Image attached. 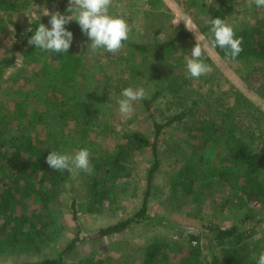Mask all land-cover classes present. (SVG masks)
<instances>
[{
  "label": "rangeland",
  "instance_id": "rangeland-1",
  "mask_svg": "<svg viewBox=\"0 0 264 264\" xmlns=\"http://www.w3.org/2000/svg\"><path fill=\"white\" fill-rule=\"evenodd\" d=\"M162 1V6L151 8L147 0H113L110 15L127 22L129 39L119 53L104 50L88 53L77 81L59 92L46 85L47 74L42 71L44 63H57L58 53L39 49L43 62H23V50L27 44L23 42L24 33L18 35L17 30L21 27L26 31L35 19L50 16L45 15L47 12L55 13L62 6L67 9L69 0H17V11L14 6L7 9L0 3V61L15 57L11 67L1 70L0 105L15 112L17 102H30L27 119L13 121L15 134L52 139V130L72 135L79 129L86 132L87 148L91 147L88 141L94 140L99 144V154L108 155L123 142L125 133L139 131L153 139L156 121L163 123L177 113L187 112L183 120L166 126L158 138L161 163L150 191L148 218L134 221L120 233L99 236L102 228L130 218L140 210L153 161L151 146L130 157L127 162L129 174L109 178L111 199L105 200L99 210L79 211L75 218L73 202L84 201L89 180L103 174L90 160L91 173L81 171L75 177L71 175L54 196L46 199L53 214L48 217L50 225L43 238L37 240V244H28L24 240L5 249L0 245V264L55 257L75 238L79 239L76 246L65 254L68 264H76L86 256L96 259L111 257L112 264H143V249L155 239L176 243L170 262L180 264V258L188 250V228L200 235L203 246L200 263L210 264L215 255H221V247L211 242L210 238L216 233L211 232V225L255 229L254 240L264 245V208L261 204L253 202L239 207V199L233 198L232 190L216 178L209 182L196 180L197 191L190 194L185 193L179 183L173 186L175 180L189 181L190 167L205 168L226 155L222 138L213 136L214 139H207L208 128L214 122L219 137L223 113L237 104V114L232 113L234 122L240 128L253 131L256 138L250 140V144L264 153V63L253 58L248 63L252 68H248L240 59L224 58L208 50L205 56L211 57V62L207 63L210 71L198 79L188 78L185 57H190L191 49L197 43L196 35L202 44L212 48L210 38L197 32L208 22L202 5L211 0ZM229 2L235 10L226 23L233 29L255 25L264 18V8L248 7L247 0ZM181 28L192 32L193 36L179 41L172 56L165 55L160 49L141 52L131 46V43L152 45L170 40ZM79 42L83 46L91 43L85 35ZM127 87L144 88L145 98L133 104L134 112L125 120L119 113L117 101L122 98V89ZM66 91L69 98L62 95ZM239 93L250 101L246 109L242 101H235ZM146 99L152 102L150 109ZM75 100L87 101V113L84 110L88 118L86 123L67 118L65 123L59 124L52 118L49 111L67 109ZM76 112L81 114V109ZM38 113H45L42 121ZM78 150L79 147L65 148L59 153L75 154ZM7 157L0 153L1 161ZM34 201L31 207H39L40 199L37 203ZM82 232L87 235L81 237ZM115 242L119 243L120 249H113Z\"/></svg>",
  "mask_w": 264,
  "mask_h": 264
},
{
  "label": "trees",
  "instance_id": "trees-1",
  "mask_svg": "<svg viewBox=\"0 0 264 264\" xmlns=\"http://www.w3.org/2000/svg\"><path fill=\"white\" fill-rule=\"evenodd\" d=\"M0 1L3 8L8 9L15 5L13 0ZM147 3L151 8L163 5L162 0H147ZM202 8L208 16V22L199 27L197 32L207 38H210V21L220 17L226 22L235 10L234 5L229 0H211L208 3H203ZM58 12L65 14L64 7L62 6ZM49 20L50 16L35 19L29 29L35 31L39 23L51 27ZM65 27L73 33V42L69 52L58 53L59 60L57 63H44L43 67L45 68L42 70L44 74H47L48 82H46V85L57 92L63 91V88L68 86V84H73L77 81L81 74L82 62L88 55L87 46H83L79 42V39L84 35L79 24L76 21H71ZM29 29L25 31L19 27L17 30L18 35L24 33L23 42L27 44V47L23 50V62H43L39 49H36L34 45L28 44L29 38L34 34ZM234 32L236 38H242L243 48V51L236 59L242 60L248 68H252V65H248V63L253 58L259 59L264 63V18L257 21L255 25L234 29ZM192 36V32L181 28L170 40L157 42L152 45L131 43V46L141 52L160 49L165 55L172 56L177 51L176 44L182 39L191 38ZM19 47L22 48V46ZM212 48H208L209 51L211 50V54L213 51L221 57L230 58L225 54L224 49L216 47L213 50ZM203 61L206 64L210 63L211 57L208 55L204 56ZM14 63V56L0 61V74L1 70L11 67ZM62 95L68 97L67 91L63 92ZM262 95L264 96V93ZM238 97L235 99L237 103L243 102L245 109L250 106V101L243 94L239 93ZM86 102L75 100L74 103L68 104L67 109L58 108L59 110H52L49 113L50 115L52 113V118H55L59 124L65 123L67 118L76 119L84 124L88 119ZM53 103L55 102L53 101ZM145 103L150 109L151 100L146 99ZM16 106V110L13 112L6 110L0 105V153L2 152L8 156L2 161L0 159V245L2 249L16 245L17 242L24 240L28 244H37L36 241L43 238L50 225L48 217L53 213L46 199L54 196L60 186L70 179L71 174L67 171L61 173L50 168L46 162L49 153L52 151L59 152L65 148H87L86 132L79 129H76L72 135H63L60 131L52 130L51 134L54 136L52 139H42L26 133L15 134L12 129L13 121L14 119L19 121L27 119L30 102L19 101ZM238 108L237 104L226 109L223 113L219 137L216 135L214 122L208 128L209 137L207 139H214L213 136L222 138L226 145V155L220 157L217 163H209L205 168L201 166L197 168L190 167L189 181L176 182L175 180L173 186L176 187L179 183L183 187L184 192L190 194L197 191L196 180L209 182L216 178L218 182L226 183L228 188L232 190L233 198L237 197L239 199V207L242 208L255 202L257 205L261 204V208H264V153L251 146L250 140L252 141L256 138L253 131L249 128H240L239 124L234 122L232 113L237 114ZM80 109L81 114L76 112L80 111ZM186 115L187 112L182 111L166 122L156 121L154 123L153 139L139 131L125 133L123 142L119 143L114 152L108 155L99 154V144L94 140L88 141L91 146L87 148L90 152V160H92L94 168L101 170L103 174L95 175L89 180L84 201L80 203L73 202V207H75L74 217L77 218L79 211L87 213L88 211L99 210L104 205L105 200L111 199V193L108 189L109 178L129 174L127 162L130 157L134 156L136 151H141L145 147L151 146L153 161L148 172L147 189L140 210L136 211L134 216L130 218L102 228L99 236L104 237L120 233L134 221L137 222L142 218H148L150 191L161 163L158 138L166 126L174 121L183 120ZM38 116L42 121L45 113H38ZM80 141L82 143L79 145ZM184 167L186 169V166ZM22 180L25 182L22 183ZM39 199V207L32 208L33 201L35 200L34 202L37 203L36 201ZM210 229L211 232H216L210 238L211 242L213 241L215 245L221 247V255H215L210 264H257L259 255L264 253V245L256 239L254 240V234L257 233L255 229L247 230L239 225H233L228 228L211 225ZM187 233L189 236L187 239L188 250L187 254L180 258V264H201L199 257L202 254L203 246L200 235L196 231ZM78 240V238L73 239L67 248L55 257L17 264H68L65 262V254L76 246L75 244ZM193 241L196 242L195 246ZM120 248L119 243L115 242L113 249L117 250ZM175 248L176 243L155 239L143 249V264H173L170 262V258L171 252L175 251ZM123 260L126 261L127 259ZM111 261V257L96 259L93 256H86L79 259L76 264H112Z\"/></svg>",
  "mask_w": 264,
  "mask_h": 264
},
{
  "label": "clouds",
  "instance_id": "clouds-1",
  "mask_svg": "<svg viewBox=\"0 0 264 264\" xmlns=\"http://www.w3.org/2000/svg\"><path fill=\"white\" fill-rule=\"evenodd\" d=\"M113 0H69L67 13L60 12L46 13L50 15L47 27L39 23L29 38L28 44L34 45L36 49L55 53H68L73 42V33L65 26L71 21H76L81 32L91 41L87 45V53L95 54L100 50L116 54L124 47V42L129 39V26L127 22L116 16L110 15V7ZM264 8V0H247V6ZM210 43L213 48L219 47L225 50V54L235 60L243 51L242 38H236L234 29L220 17L210 21ZM197 43L191 49L190 57H185L188 78H200L210 71V66L204 63L203 57L207 54L208 45L202 44L197 35ZM118 103V110L125 120L131 118L134 108L133 104L145 98L144 88L134 89L127 87L122 89ZM47 164L58 172H69L75 177L79 172L91 173L92 165L90 152L87 148H82L75 154H61L57 151L49 153L46 159ZM189 233H194V229L188 228ZM87 233L82 232L81 237ZM195 241L193 245L195 246ZM257 264H264V253L259 255Z\"/></svg>",
  "mask_w": 264,
  "mask_h": 264
},
{
  "label": "crops",
  "instance_id": "crops-1",
  "mask_svg": "<svg viewBox=\"0 0 264 264\" xmlns=\"http://www.w3.org/2000/svg\"><path fill=\"white\" fill-rule=\"evenodd\" d=\"M13 1L15 2V5H14V6H15L14 11H17V0H13ZM14 11H13V12H14ZM64 12H65L66 15H69V14H67L66 9L64 10ZM254 224H257V221H255Z\"/></svg>",
  "mask_w": 264,
  "mask_h": 264
},
{
  "label": "built area",
  "instance_id": "built-area-1",
  "mask_svg": "<svg viewBox=\"0 0 264 264\" xmlns=\"http://www.w3.org/2000/svg\"><path fill=\"white\" fill-rule=\"evenodd\" d=\"M263 216H264V213H263Z\"/></svg>",
  "mask_w": 264,
  "mask_h": 264
}]
</instances>
